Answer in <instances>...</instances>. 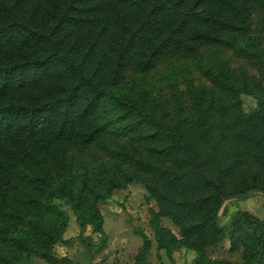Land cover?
<instances>
[{"label":"trees","instance_id":"obj_1","mask_svg":"<svg viewBox=\"0 0 264 264\" xmlns=\"http://www.w3.org/2000/svg\"><path fill=\"white\" fill-rule=\"evenodd\" d=\"M264 11V0H0V261L27 264L35 254L48 264H74L53 249L64 239L70 204L80 226L100 232L97 207L105 189L118 186L111 165L98 161L90 176L74 181L67 173L55 186L47 160L64 164V153L98 141L108 133L124 136L149 129L150 155L111 149L132 164L142 179L123 170L125 181L140 180L147 192L149 226L157 248L171 254L175 235L162 226L169 219L182 238L214 231L212 243L229 236L230 251L242 244L244 264H262L264 232L242 213L218 224L224 201L259 191L264 196V89L255 82L218 83L231 97L216 111L199 105L191 124L168 122L121 92L124 72L148 71L155 63L198 45L231 46L227 33L244 30L249 14ZM264 78V58L258 59ZM255 104L243 108V96ZM39 184L45 198L27 187ZM208 192V194H203ZM212 202L208 218L203 207ZM34 206L30 215L23 208ZM2 219L23 224L11 231ZM247 226V229L241 224ZM142 240L134 264H144L150 239ZM89 245L88 243H86ZM104 244V241L101 245ZM100 245V246H101ZM193 264H230L206 258L201 247Z\"/></svg>","mask_w":264,"mask_h":264},{"label":"rangeland","instance_id":"obj_2","mask_svg":"<svg viewBox=\"0 0 264 264\" xmlns=\"http://www.w3.org/2000/svg\"><path fill=\"white\" fill-rule=\"evenodd\" d=\"M226 36L231 40V46L198 45L193 51H183L172 58L157 61L148 71L142 72L138 67L129 68L124 72L118 88L166 121L171 122L179 117L184 125L191 124L199 105L210 106L216 111L220 103L230 104L231 97L220 86L219 79H229L238 85L255 82L264 89V78L258 64L259 57L264 58V11L250 12L246 28L227 33ZM254 104L253 97L243 96L245 110ZM149 132V129H141L124 136L111 132L79 149L70 148L64 153L62 165L51 158L46 161L48 176L55 186L61 185L63 173H67L74 181L79 180L83 172L90 176L98 161L113 167L119 183L116 188L105 189V195L98 199L97 207L103 217L102 230L94 232L90 224L86 225L83 231L85 241L79 237L80 226L70 204L61 200L60 207L67 217L62 236L71 240L69 243L57 242L53 245L59 256L69 257L74 264H134L142 243L134 230L140 229L150 239L144 264H171L165 249L157 248L149 226L148 208L153 206V202L147 201L143 182L125 181L122 172L125 170L142 179L147 178V175L138 172L132 164L110 151L126 149L132 155L149 156L152 145L147 136ZM27 188L40 199L46 196L45 188L39 184ZM203 194L207 195L208 192ZM211 206L212 202H208L203 207L200 218H208ZM23 209L30 215L40 214L34 206L26 205ZM242 213L257 219L259 228L264 232V196L261 192H250L224 201L218 224L226 226ZM40 217L45 219L46 215L43 213ZM2 221L11 231L23 229L21 222ZM161 223L178 240L171 249L176 264H193L199 247L206 258L212 261H228L230 264L245 262L242 244H238L235 252L230 251L228 235L220 242L212 243L214 231L208 227L204 235L186 240L169 219L162 218ZM243 226L247 229V226ZM25 261L27 264H48L35 254L26 255ZM261 263L264 264V260Z\"/></svg>","mask_w":264,"mask_h":264}]
</instances>
